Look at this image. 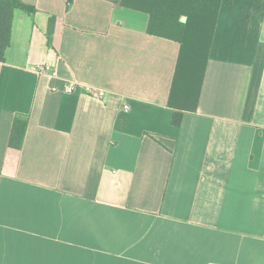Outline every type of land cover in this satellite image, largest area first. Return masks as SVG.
Here are the masks:
<instances>
[{
    "label": "crops",
    "instance_id": "1",
    "mask_svg": "<svg viewBox=\"0 0 264 264\" xmlns=\"http://www.w3.org/2000/svg\"><path fill=\"white\" fill-rule=\"evenodd\" d=\"M21 1L35 11L14 12L0 63V264H264V0H221L179 128V45L147 14Z\"/></svg>",
    "mask_w": 264,
    "mask_h": 264
},
{
    "label": "trees",
    "instance_id": "2",
    "mask_svg": "<svg viewBox=\"0 0 264 264\" xmlns=\"http://www.w3.org/2000/svg\"><path fill=\"white\" fill-rule=\"evenodd\" d=\"M221 0H121L124 8L148 15L147 33L179 45L178 58L171 83L168 107L171 125L179 128L185 113L197 111L202 81L209 57L215 22ZM16 10L34 13L21 0H0V63L10 45L11 24ZM49 22L48 34L52 31ZM27 120L15 118L9 147L21 148Z\"/></svg>",
    "mask_w": 264,
    "mask_h": 264
},
{
    "label": "built area",
    "instance_id": "3",
    "mask_svg": "<svg viewBox=\"0 0 264 264\" xmlns=\"http://www.w3.org/2000/svg\"><path fill=\"white\" fill-rule=\"evenodd\" d=\"M35 70L37 71V73H46L49 70V68L45 64H40L37 67H35ZM75 90H76V84L74 82L67 83L63 87V92L65 94H72L75 92ZM89 91L93 97L98 99H102L105 96V92L102 90L90 89Z\"/></svg>",
    "mask_w": 264,
    "mask_h": 264
}]
</instances>
